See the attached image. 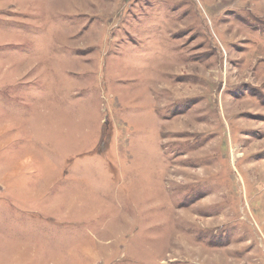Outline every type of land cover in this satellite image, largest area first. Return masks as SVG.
Returning <instances> with one entry per match:
<instances>
[{
  "label": "rangeland",
  "instance_id": "1",
  "mask_svg": "<svg viewBox=\"0 0 264 264\" xmlns=\"http://www.w3.org/2000/svg\"><path fill=\"white\" fill-rule=\"evenodd\" d=\"M0 264H264V0H0Z\"/></svg>",
  "mask_w": 264,
  "mask_h": 264
}]
</instances>
